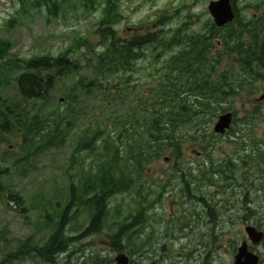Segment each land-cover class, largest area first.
Listing matches in <instances>:
<instances>
[{
  "label": "rangeland",
  "instance_id": "obj_1",
  "mask_svg": "<svg viewBox=\"0 0 264 264\" xmlns=\"http://www.w3.org/2000/svg\"><path fill=\"white\" fill-rule=\"evenodd\" d=\"M56 1L58 9L53 15L44 7L30 5L31 0H0V42L7 43V54L0 56V113L7 116L10 124H13V113L7 109L19 99L15 77L23 70L24 63L36 56L52 58L66 51L68 57L64 58L70 60L62 73L46 71L53 76V86L47 99H43L42 108L39 102L34 108H41V114L61 112L69 122L63 147L32 157L25 165H13L12 159L18 157L15 151L20 152V131L13 128L5 134L0 129V169L3 171L0 176V264H88L95 256L98 260L92 264H114L115 251L108 242V229L114 225L113 233L116 232V223L124 221L130 210L134 213L135 201L139 199L136 189L112 200L119 213H112L108 226L99 234L82 235L86 219L76 215L77 220L79 217L82 220L68 234L77 239L65 253L56 255L53 263L34 251L24 255L13 253L17 251L18 240L31 237L30 243L37 247L47 238L37 204L52 196L62 201L61 190L69 184L64 171H68L73 182L78 180L80 168L77 163H71V155L82 133L87 132L89 137L97 133L101 138L112 130L116 137L129 126V122L123 126L129 115L143 116L150 99L161 95L167 86L166 61L183 48L185 36L188 39L193 36L192 32L203 33L202 26L210 19L206 10L208 0H121L120 17L114 30L122 39L154 33L160 28L165 37L182 24L186 26L179 33V46L154 51L151 49L158 44L135 48L139 49L134 50L139 59L134 61L133 70L116 74L109 83L95 68L97 52L101 50L96 27L103 0H99L101 5L94 12L79 0ZM233 6L242 20L254 16L264 24V0H234ZM160 15L167 17L163 25L155 21ZM225 63L226 60L221 62L220 70ZM93 80L101 85L87 87ZM221 106L236 111L234 131L228 136L210 135L215 119L208 129L203 123L204 134L208 133L203 139L204 151L199 149L196 140L185 141L178 158L170 156L171 149L166 152L170 158L167 162L161 156L144 167L145 175L142 173L139 182L143 185V194L150 192L146 199L152 207L144 212L146 217L141 225L129 227L115 242L132 264H203L206 257L207 264H231L236 247L244 238L245 217L254 215L250 223L256 221L264 229V161L258 156L245 159L247 155L264 152V122L261 118L245 121L244 112L250 108V102L243 96H236ZM96 152L99 154V151L80 154L85 166L100 165L101 157ZM228 156L236 160L238 169L228 177L212 174L209 182L208 158L216 162ZM239 157L248 162L246 168ZM178 169L192 172L185 178L190 183L188 191L182 189ZM11 192L20 195L24 210L4 201ZM204 200L214 210V221L209 218ZM256 251L264 258V244ZM8 253L12 255L8 257Z\"/></svg>",
  "mask_w": 264,
  "mask_h": 264
},
{
  "label": "trees",
  "instance_id": "obj_2",
  "mask_svg": "<svg viewBox=\"0 0 264 264\" xmlns=\"http://www.w3.org/2000/svg\"><path fill=\"white\" fill-rule=\"evenodd\" d=\"M79 1L83 6L91 8L94 0ZM115 1L107 0V4L112 6V12L105 16L97 29L104 51L97 54L95 68L97 73L99 72V75L105 79L112 77L117 72L123 73L132 70L137 57V53L132 52V49L148 44H158L159 46L152 48L151 51L160 47L168 50L170 46L179 44L176 35L165 40L160 29L155 33L147 32L143 36H136L129 41L116 38V32L112 30V21L110 20V16L116 9ZM39 3L45 7H51L54 12L58 8L55 0H39ZM251 27L250 24L240 25L238 23L231 30L229 29V32H226L227 35H222L220 41L223 51L220 55L227 56L230 53H235L243 71L257 77L256 80L260 82L264 81V44L259 45L256 36H252L250 41L241 37L244 31L248 33V36L254 35L256 32L254 29L251 30ZM212 31H210L212 35L208 39L199 35L191 37L188 39L186 49H183L177 56L169 57L166 61L164 67L168 76L167 86L162 89L161 97L153 99L143 116H129L127 123L129 122L128 130L130 132L126 130L128 133L124 142L125 148L120 149L115 146L110 133L107 134L102 139L103 163L94 172H84L82 165L83 172H81L78 185L74 187L71 183L68 187L67 205L61 208L40 204L43 212V226L49 230V235L41 246H30L28 245L29 239H27L19 244L17 251L13 254L35 251L39 257L53 263L54 256L65 253L70 243L77 239L67 235L66 231L73 230L74 226L82 220L80 217L77 220L78 216L76 215H79V211H82L81 215L87 219V226L82 234L99 230L111 213L107 200L113 194L130 186L131 171L136 174L140 173L143 166L152 157L162 156L169 151V148L177 151L179 144L191 137L190 130L194 126L192 121L195 116H204L206 113L213 115L219 102L227 97L237 95L231 73L226 75L224 72L217 75L214 69L212 78L206 68L203 76L198 75L200 68L205 66L201 56L202 47L210 45L209 38L214 37V31ZM232 36L234 38H231ZM5 50L6 44H1L0 53L4 54ZM214 65L216 64L214 63ZM67 66H69L68 60L63 57L34 58L27 62L26 72L17 77V87L22 101L16 109L11 111L13 124H10L5 115L0 118V127L3 132L10 133L13 128L20 131L22 149L25 153L16 158V161L27 162L30 157L64 146L69 134V122L64 119L63 114L61 112L41 114V108L34 109L35 106L29 105L28 101L39 102L42 106L43 99L47 98L53 86V76L46 74V71L62 73L61 71L65 70ZM179 71H184L186 76L181 78L176 76L175 74ZM163 76H165L164 73ZM93 84L97 86L96 80L90 81L87 87ZM161 86L163 85L161 84ZM249 94L247 95H254L252 90ZM191 95L194 96L192 103L189 98ZM32 109L34 112L31 113ZM263 111L264 105H256L249 116L264 114ZM94 141V138L89 137L87 132H83L76 144L72 158L75 157L76 149L93 152L95 150ZM260 157L264 158V153ZM232 168L233 165L230 161L225 162L223 174H232ZM64 175H67V171H64ZM183 175L181 174V177ZM184 187L186 188L185 184ZM76 194L79 195L74 199ZM7 199L15 204L21 202L15 193L8 194ZM143 201L141 196L139 204H142ZM48 203H52V199ZM72 205L76 209L71 213ZM141 210H144V206H141ZM117 247L120 249L119 245ZM10 255L12 254H8V256Z\"/></svg>",
  "mask_w": 264,
  "mask_h": 264
},
{
  "label": "water",
  "instance_id": "obj_3",
  "mask_svg": "<svg viewBox=\"0 0 264 264\" xmlns=\"http://www.w3.org/2000/svg\"><path fill=\"white\" fill-rule=\"evenodd\" d=\"M209 12L212 15L214 22L217 26L224 25L230 22L233 18V13L231 11L229 0H218L217 2L210 3ZM230 121V115L220 116L218 121L214 126L215 132H222L226 127H228ZM247 232L251 237L252 243H258L262 237L261 233L253 231L252 228H247ZM116 264H128L127 257L124 255H118L115 258ZM257 257L248 253L246 251L245 245H241L235 256L234 264H256Z\"/></svg>",
  "mask_w": 264,
  "mask_h": 264
},
{
  "label": "bare ground",
  "instance_id": "obj_4",
  "mask_svg": "<svg viewBox=\"0 0 264 264\" xmlns=\"http://www.w3.org/2000/svg\"><path fill=\"white\" fill-rule=\"evenodd\" d=\"M213 213H211V216H210V218L212 219V220H214V218H213ZM95 261V260H94ZM92 262H93V260H92Z\"/></svg>",
  "mask_w": 264,
  "mask_h": 264
}]
</instances>
